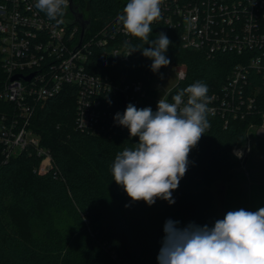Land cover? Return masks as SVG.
Wrapping results in <instances>:
<instances>
[{
	"label": "trees",
	"instance_id": "1",
	"mask_svg": "<svg viewBox=\"0 0 264 264\" xmlns=\"http://www.w3.org/2000/svg\"><path fill=\"white\" fill-rule=\"evenodd\" d=\"M73 2L90 22L85 39L104 28L115 34L114 38L109 37L107 45L93 48L88 71L142 80L149 89L166 67L154 73L150 67L152 61L141 50L134 51L126 62L110 56V51L121 44L129 49L150 46L116 31L117 16L123 14L128 0ZM159 33L166 34L171 41L165 53L170 59L167 67H186V76L174 86L170 99L197 81L208 86L207 96L221 92L239 61L235 54L210 55L205 49L185 47L179 28L170 29L156 20L149 39L155 40ZM79 34L78 26L73 41L79 40ZM5 78L0 57V88ZM261 80L259 74L251 71L243 87L244 94L250 95L256 86L262 85ZM76 94V87L65 86L57 96L41 103L33 115L32 127L54 159L48 172L39 171L41 159L33 153L23 152L2 163L0 147V264H158L165 232L164 227L152 221L154 205L172 208L185 217L184 227L194 223L211 228L217 220H222L213 188L229 171L240 167L241 160L233 150L246 140L250 124L260 125L255 115L212 117L207 113L210 128L189 154L187 172L172 193L175 203L157 199L149 206L143 201L133 202L113 180L111 172L116 155L133 147L139 138L130 137L128 129L118 124L110 125L105 135L80 131L76 126ZM101 100L104 110L124 113L118 95L105 94ZM145 107L153 112L157 110L155 103L147 101L137 108ZM41 206L65 213L73 223L72 232L63 237L55 234L49 244L29 243L9 225L12 208L34 218Z\"/></svg>",
	"mask_w": 264,
	"mask_h": 264
},
{
	"label": "built area",
	"instance_id": "2",
	"mask_svg": "<svg viewBox=\"0 0 264 264\" xmlns=\"http://www.w3.org/2000/svg\"><path fill=\"white\" fill-rule=\"evenodd\" d=\"M35 2H0V57L6 76L0 88V147L2 163L23 152L33 153L41 159L39 171L46 173L54 159L41 144L32 118L41 103L57 96L65 86L77 88V128L92 135H105L110 125L117 124L115 114L102 108L101 96L112 94L121 99L123 95L136 107L145 101L157 107L159 100L152 83L148 89L142 80L88 71L93 48L107 45L114 32L101 29L74 50L79 43L73 41L78 26L66 23L71 18L70 3L58 17L62 23H57L36 9ZM161 12L158 20L170 29L179 28L185 47L205 49L210 55L232 53L239 58L221 92L208 95V114L241 118L255 115L259 126L264 127V0H163ZM116 31L129 36L122 24ZM129 50L121 44L110 51V56L126 62L131 57ZM251 71L261 76L262 85L246 96L243 87ZM175 73L178 82L183 80L186 67L177 65ZM172 90L164 98L168 102H172ZM256 126L252 123L249 128ZM249 151V147L243 151L236 147L233 153L241 160L238 153Z\"/></svg>",
	"mask_w": 264,
	"mask_h": 264
},
{
	"label": "clouds",
	"instance_id": "3",
	"mask_svg": "<svg viewBox=\"0 0 264 264\" xmlns=\"http://www.w3.org/2000/svg\"><path fill=\"white\" fill-rule=\"evenodd\" d=\"M162 3L128 0L123 14L117 16L126 35L150 45L130 48L128 55L141 50L152 61L154 73L170 64L165 53L171 41L166 34L149 39L153 22L161 18ZM68 6L69 0L35 2L36 9L57 23H62L58 17ZM207 93L208 86L197 81L174 95L172 102L161 98L155 112L129 103L123 114H115V122L127 128L130 137L139 138L133 147L116 155L111 167L113 180L133 202L151 206L161 199L175 203L172 193L187 172L189 154L210 128ZM178 223L165 222L158 264H264V208L229 211L211 228L190 223L181 229Z\"/></svg>",
	"mask_w": 264,
	"mask_h": 264
},
{
	"label": "rangeland",
	"instance_id": "4",
	"mask_svg": "<svg viewBox=\"0 0 264 264\" xmlns=\"http://www.w3.org/2000/svg\"><path fill=\"white\" fill-rule=\"evenodd\" d=\"M69 17L73 18L69 11ZM175 67H166L152 82L158 100L164 99L178 82ZM197 146V145H196ZM240 150L249 147L250 151L241 156L240 167L229 171L225 178L217 183L213 190L219 216L223 219L227 212L239 210L256 211L264 208V127L248 128L246 140L237 146ZM194 147L191 151H193ZM155 225L164 227L167 220L179 222L183 228L185 217L172 208L160 204L153 207L151 213ZM8 223L15 227L27 242L52 243L55 234L63 237L72 232V221L57 211L39 207L34 218L17 208L9 212ZM88 224V223H87Z\"/></svg>",
	"mask_w": 264,
	"mask_h": 264
},
{
	"label": "water",
	"instance_id": "5",
	"mask_svg": "<svg viewBox=\"0 0 264 264\" xmlns=\"http://www.w3.org/2000/svg\"><path fill=\"white\" fill-rule=\"evenodd\" d=\"M69 3H70L69 9H70V12L72 13L73 19H66V23L69 24L70 26L78 25L80 28L79 43L74 49V50H77L82 45V43L85 39V35H86L87 31L89 30V23L90 22L88 20H86L84 18V14L76 8L73 0H69ZM29 78H27V80ZM121 101H122V107L124 109H126L128 103L126 102L123 95H121Z\"/></svg>",
	"mask_w": 264,
	"mask_h": 264
}]
</instances>
